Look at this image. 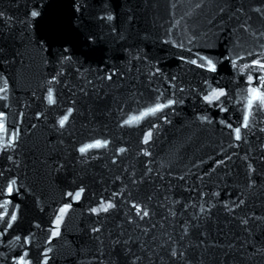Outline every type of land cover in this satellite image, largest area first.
<instances>
[{
    "label": "water",
    "instance_id": "water-1",
    "mask_svg": "<svg viewBox=\"0 0 264 264\" xmlns=\"http://www.w3.org/2000/svg\"><path fill=\"white\" fill-rule=\"evenodd\" d=\"M0 125V264H264V0H0Z\"/></svg>",
    "mask_w": 264,
    "mask_h": 264
},
{
    "label": "snow or ice",
    "instance_id": "snow-or-ice-1",
    "mask_svg": "<svg viewBox=\"0 0 264 264\" xmlns=\"http://www.w3.org/2000/svg\"><path fill=\"white\" fill-rule=\"evenodd\" d=\"M34 15H35V13H34ZM255 98H259V97H255ZM156 110H158V109H154L153 111H156ZM63 123H64V121H61V125H63ZM2 125H0V129H2ZM81 151H84V149H81ZM146 214V213H145Z\"/></svg>",
    "mask_w": 264,
    "mask_h": 264
}]
</instances>
